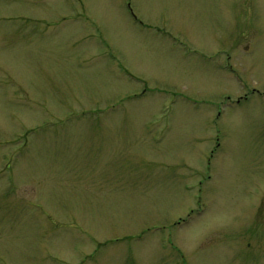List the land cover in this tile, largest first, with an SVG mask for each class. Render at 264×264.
Instances as JSON below:
<instances>
[{"label":"rangeland","instance_id":"1","mask_svg":"<svg viewBox=\"0 0 264 264\" xmlns=\"http://www.w3.org/2000/svg\"><path fill=\"white\" fill-rule=\"evenodd\" d=\"M0 264H264V0H0Z\"/></svg>","mask_w":264,"mask_h":264}]
</instances>
